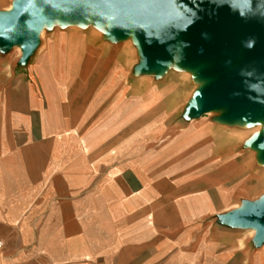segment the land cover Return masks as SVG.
I'll return each instance as SVG.
<instances>
[{"label": "crops", "instance_id": "obj_1", "mask_svg": "<svg viewBox=\"0 0 264 264\" xmlns=\"http://www.w3.org/2000/svg\"><path fill=\"white\" fill-rule=\"evenodd\" d=\"M88 61L82 95L44 54L27 71L36 88L20 100L12 83L0 91V264H264V240L219 220L252 189L234 144L212 124L159 126L156 116L110 142L143 105L109 69L94 98ZM20 64L1 68L12 75Z\"/></svg>", "mask_w": 264, "mask_h": 264}, {"label": "water", "instance_id": "obj_2", "mask_svg": "<svg viewBox=\"0 0 264 264\" xmlns=\"http://www.w3.org/2000/svg\"><path fill=\"white\" fill-rule=\"evenodd\" d=\"M58 13L111 18L114 37L132 29L142 40L143 68L165 61L174 39L182 38L187 59L210 62L208 73L218 75L198 95L193 113L228 106L222 120L229 122L264 114V0H16L0 13L2 44H20L29 53L43 18ZM256 142L264 159V135ZM220 218L255 228V241L263 242L264 199Z\"/></svg>", "mask_w": 264, "mask_h": 264}, {"label": "rangeland", "instance_id": "obj_3", "mask_svg": "<svg viewBox=\"0 0 264 264\" xmlns=\"http://www.w3.org/2000/svg\"><path fill=\"white\" fill-rule=\"evenodd\" d=\"M15 1L0 0V13L9 12ZM112 27L111 18L99 19L94 14L85 18L84 14H79L68 19L65 14H61L58 17L43 18L38 31V41L27 54L20 44L7 46L0 40V91L12 83V93L15 99L20 100L26 93L27 84L34 83L36 88V74L31 72L28 75L27 71L44 54L45 58L54 62L56 66L58 62H62L69 68L74 78L70 87L74 93L82 95L86 87L83 85L85 79L81 74V68L84 61L89 60L88 62L91 63L86 78L93 88L94 98H100L105 71L109 69L113 81L124 88L125 97H129L131 103L141 102L143 105L141 108L143 111L134 113L137 117L121 132L112 136L110 142L127 139L134 129L143 123H148L155 116L161 119L159 126L180 120L185 123L212 124L209 129L222 145L233 143L236 147L234 149L237 152L236 160L238 163H246L248 170L243 176H251L249 185L252 186L250 191L240 195L244 196L243 198L237 199L236 204L230 205L220 216L240 210L245 205L258 204L262 201L264 159H262V145L256 141L264 135V128L255 130L256 123L240 119L226 121L225 126L217 129L216 126L223 121L224 106L215 107L201 114L193 113L200 92L218 76L208 73L211 63L190 62L182 38H177L172 42L171 51L165 61L143 68L142 40L132 29L123 36H111ZM10 58H15L17 64L21 63L12 75L5 73L1 68ZM165 110H172V117L166 119L160 117ZM248 116L250 115L245 114L240 118H248ZM32 119L36 123V117ZM205 130L191 126L190 133L199 139L210 140ZM237 134L240 135L239 139ZM219 220L222 221L221 218ZM233 230L247 238L256 235V229L252 227H235Z\"/></svg>", "mask_w": 264, "mask_h": 264}, {"label": "bare ground", "instance_id": "obj_4", "mask_svg": "<svg viewBox=\"0 0 264 264\" xmlns=\"http://www.w3.org/2000/svg\"><path fill=\"white\" fill-rule=\"evenodd\" d=\"M11 6V5H10ZM9 6V7H10ZM61 14L60 13H58V14H56V17H58V16H60ZM128 40V39H127ZM18 51H19V48L17 49ZM20 52V51H19ZM176 53H177V51H176ZM177 55V54H176ZM227 110H228V106H225L224 107V109H223V113H226L227 112ZM224 122H226V121H222L220 124H219V126H216V128L217 129H221V127H223V126H225L226 125V123H224ZM249 122H251V123H256L257 124V126L254 128L255 130H260L261 128H264V114L263 115H257V116H255V118H253L251 121H249ZM236 136H238V139H239V137H240V135H236ZM249 234H251L250 232H249Z\"/></svg>", "mask_w": 264, "mask_h": 264}]
</instances>
